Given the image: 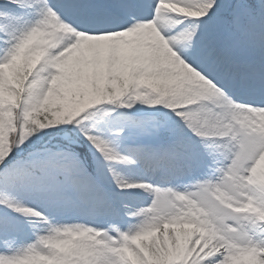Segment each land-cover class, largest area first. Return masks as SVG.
Listing matches in <instances>:
<instances>
[{
	"label": "snow or ice",
	"instance_id": "snow-or-ice-1",
	"mask_svg": "<svg viewBox=\"0 0 264 264\" xmlns=\"http://www.w3.org/2000/svg\"><path fill=\"white\" fill-rule=\"evenodd\" d=\"M0 264H264V0H0Z\"/></svg>",
	"mask_w": 264,
	"mask_h": 264
}]
</instances>
